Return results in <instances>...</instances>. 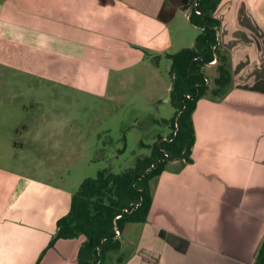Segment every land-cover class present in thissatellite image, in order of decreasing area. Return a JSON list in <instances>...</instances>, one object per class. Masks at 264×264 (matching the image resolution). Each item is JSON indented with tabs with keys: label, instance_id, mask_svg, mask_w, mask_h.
<instances>
[{
	"label": "crops",
	"instance_id": "1",
	"mask_svg": "<svg viewBox=\"0 0 264 264\" xmlns=\"http://www.w3.org/2000/svg\"><path fill=\"white\" fill-rule=\"evenodd\" d=\"M191 4L0 0V66L29 67L36 78L108 101L151 74L169 95L165 55L192 48L200 32L188 19ZM214 18L229 58V89L217 101H197L191 163L180 168L177 160L168 161L150 181L146 222L126 223L118 249L106 253L103 264L256 263L264 242V0H221ZM54 67L72 69L75 77L46 74ZM203 72L211 89L216 66ZM151 98L161 104L162 97ZM9 111L27 113L19 105ZM157 120L158 126L168 121ZM6 127L10 134L0 136L10 149L0 155V264H76L83 237L48 244L80 184H67L57 174L60 166L48 176L17 167L24 147L55 150L60 141L36 133L43 126L22 121ZM6 127L0 125V132Z\"/></svg>",
	"mask_w": 264,
	"mask_h": 264
},
{
	"label": "rangeland",
	"instance_id": "2",
	"mask_svg": "<svg viewBox=\"0 0 264 264\" xmlns=\"http://www.w3.org/2000/svg\"><path fill=\"white\" fill-rule=\"evenodd\" d=\"M28 69L0 66V125L5 128L23 121L32 128L43 126L45 129L36 133L44 138L54 136L61 146L55 150L52 145L24 147L18 154L20 171L48 176L50 169L60 166L57 174L67 184H81L86 178H94L99 170L120 173L130 168L137 157L148 155L147 147L172 131L168 122L161 123L162 126L153 123L157 119L169 120L174 111L161 80L151 74L145 83L138 84L137 80L134 85H125V89L118 92L119 97L113 92L114 98L108 101L73 90L66 83L36 78ZM45 72L65 79L70 73L71 78L75 77L72 69L63 67ZM155 95L162 97L157 107L154 106L157 100L151 98ZM18 105L25 106L27 113L11 114L9 108ZM8 134L7 127L0 132L4 138ZM9 150L0 140V155H6ZM22 158L24 165L20 166Z\"/></svg>",
	"mask_w": 264,
	"mask_h": 264
},
{
	"label": "trees",
	"instance_id": "3",
	"mask_svg": "<svg viewBox=\"0 0 264 264\" xmlns=\"http://www.w3.org/2000/svg\"><path fill=\"white\" fill-rule=\"evenodd\" d=\"M220 1L197 0L198 13L194 10L188 16L190 24L200 30L193 47L165 55L170 61L169 76L174 82L169 92L174 113L167 121L172 130L168 138H158L149 147V156L136 159L133 166L120 173L103 169L94 178L84 179L71 198L69 211L56 222V232L48 248L57 239L83 237L76 264H103L106 253L119 246L115 227L121 232L126 223L146 222L151 205L150 181L165 170L168 161L177 160L180 168L191 163L195 141L192 113L196 103L205 96L213 101L223 98L231 82L229 58L219 43L220 22L214 18ZM214 58L217 76L209 89L203 68ZM116 216L119 219L115 220ZM263 261L264 242L255 264Z\"/></svg>",
	"mask_w": 264,
	"mask_h": 264
},
{
	"label": "flooded vegetation",
	"instance_id": "4",
	"mask_svg": "<svg viewBox=\"0 0 264 264\" xmlns=\"http://www.w3.org/2000/svg\"><path fill=\"white\" fill-rule=\"evenodd\" d=\"M193 1H194V0H192V3H193ZM196 5H197V1H196V4H195V7L193 8V11L195 10ZM193 11H192V12H193ZM195 12H197V11L195 10ZM197 13H198V12H197ZM212 60H215V61H216V58H214V59H212ZM207 65L210 66V63H208ZM207 65H206V66H207ZM211 66H216V62H215L214 65H211ZM206 83H208V80H207V79H206ZM187 98H188V97H187ZM165 122H167V121H164V123H165ZM161 123H162V122H161ZM161 123H160V124H161ZM168 123H169V122H168ZM160 138H162V140H166V139L168 138V136H166V137H164V138H163V137H160ZM169 141H170V140H169ZM165 157H167V155H165ZM119 237H120V232H119V236H116V235H115V239H118Z\"/></svg>",
	"mask_w": 264,
	"mask_h": 264
},
{
	"label": "water",
	"instance_id": "5",
	"mask_svg": "<svg viewBox=\"0 0 264 264\" xmlns=\"http://www.w3.org/2000/svg\"><path fill=\"white\" fill-rule=\"evenodd\" d=\"M196 1H197V0H194L193 3L191 4V6L189 7V9H188V13H189V14L192 13L193 8L195 7ZM173 85H174V82L172 81V82H171V85H170V89L173 87ZM156 105H158V104H155V107H156ZM115 230H117L116 227H115Z\"/></svg>",
	"mask_w": 264,
	"mask_h": 264
},
{
	"label": "built area",
	"instance_id": "6",
	"mask_svg": "<svg viewBox=\"0 0 264 264\" xmlns=\"http://www.w3.org/2000/svg\"><path fill=\"white\" fill-rule=\"evenodd\" d=\"M215 62H216L215 60H212V61L210 62V65H214ZM119 217H120V216H116V217H115V220L119 219ZM115 235H116V236H119V231H118V230H115Z\"/></svg>",
	"mask_w": 264,
	"mask_h": 264
}]
</instances>
